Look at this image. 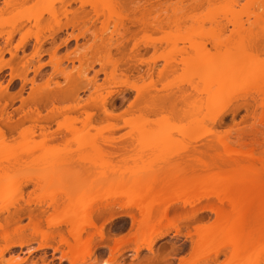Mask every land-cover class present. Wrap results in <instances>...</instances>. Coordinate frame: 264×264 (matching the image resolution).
Wrapping results in <instances>:
<instances>
[{"label": "rangeland", "instance_id": "374dc122", "mask_svg": "<svg viewBox=\"0 0 264 264\" xmlns=\"http://www.w3.org/2000/svg\"><path fill=\"white\" fill-rule=\"evenodd\" d=\"M49 1L25 0L21 2L17 0L14 1L18 2L16 5L13 3L11 7H5L4 12L0 13V49H2V51L0 50V91L3 92V95H0V109H5L1 115L3 121L8 119V121L14 120L13 122L20 123L11 134L9 131H7L8 134L5 131L4 136L0 135V191L8 190L0 193V208H7L0 212V223L6 217H15L22 207L27 210L33 209L36 212L41 210L43 219L40 232L49 236L59 234V236L62 235L68 239L67 232L71 229L69 222H72V225L84 223L90 216L91 210L96 207L95 204L104 205L107 203L105 201L110 200L109 202H111V199L116 196L127 197L128 199H121L123 203L138 202L140 199L139 188L152 187L159 180L172 184L190 178L187 174L186 164L173 160L172 154L182 153L184 148L198 147V145L201 146L213 140L215 138L213 133L227 130L232 123L238 124L247 115L244 110H241L232 117L230 112L238 103H251L252 98L259 97L258 92L264 91V51H260V53L252 51V46L256 43L262 48L264 47V0H234L235 3L233 0H210L202 4L197 0H156L155 9L151 10L152 14L142 13V15L147 21L153 17L158 26L156 27L157 23H155L154 30L142 31L144 28L136 35V41H141L140 44L148 43L155 46V50L141 51L140 59L145 60L154 56L157 58L155 71L166 66L168 68L156 83L157 90L155 92L145 88V84L134 77H124L121 74L115 75V73V77L109 76L108 65L111 64L106 63L108 69L106 66H102V63L105 64L108 58L105 57L104 50L98 47L100 41H92L93 37L99 36V29H101L98 25L99 22L95 24L98 25L95 26L96 29L92 28L96 30L97 34L92 37L88 33L90 31H86L87 35L84 33L83 26L81 28L76 26L74 29L70 26L64 28L67 22L71 21L73 17L71 15H74V13L67 15V10L71 12L83 10L93 16L91 9L95 7L102 22V19H105V13L108 17L110 13L107 14V11L110 9L109 11L112 12V8L104 4L105 1L98 4L99 1L94 0L96 5L93 0H78L84 3L81 6V3L76 0L77 2L71 4V8L67 7V10L61 9L62 4L57 3L54 5V11L56 10L54 15L49 13ZM92 4H94L93 7ZM3 7V0H0V9ZM129 7H125L128 18L131 14L140 17L141 13L139 12L142 11H134L132 7L133 12L129 10L132 12L129 14ZM120 9L117 11L119 12ZM123 9L120 11L121 15L119 14L121 17L127 16ZM58 10L60 12L66 10L61 14L65 13L67 17H64V14L59 16ZM32 12L35 15L30 16L29 14ZM39 12L41 18L39 15V17L36 16V13ZM117 13L114 14L118 16ZM120 16L118 17L120 18ZM225 16L228 21L232 22L233 19L234 22H239L242 26L235 24L237 26L232 27L233 24L230 25L227 20L225 21ZM110 19H112L111 22L109 21L110 24H114L116 18L111 17ZM250 24L252 25L250 26ZM111 25L107 27L108 31L109 29L112 31ZM17 26L20 27L18 31L12 35L10 41H6L8 35ZM236 27L239 31L246 30L244 35L247 34V36H244V39L240 36L236 37L237 32L233 33V29ZM249 30L250 33L253 32L252 35L248 33ZM83 33L86 36H81ZM90 33L93 34V32ZM106 35L108 34H104L103 37L106 38ZM24 37H26V41L23 42L24 47L22 44L17 46L19 48L15 47ZM101 67L106 70L100 71ZM170 67L172 68L170 69ZM140 68L146 69L145 66ZM59 70L70 78L66 77L68 78L66 79L60 75ZM223 76L231 78V85L224 90H218L217 81ZM93 78L94 83L90 81ZM89 81L90 86H86ZM134 83L139 85L138 88L141 87V97L136 102H134L136 92L133 91L134 89H129ZM57 86L66 90H79V99L71 98L72 100H63L64 102L48 103L39 109L41 116L45 118H36L34 113L29 112L31 108L34 110L29 99L36 93L43 96L48 91H57L59 90ZM110 93L114 94V97ZM223 93L231 95V98L225 101L226 105L215 106L214 99ZM118 94L123 95L124 99L121 100ZM105 98L107 100L105 108L121 115L120 118L108 117L107 119L104 116L101 103ZM176 98L179 101L175 104V110L172 112L163 111L155 114L148 112L150 107L157 106L161 101L170 99V102L174 103ZM21 99L24 101L20 102ZM23 103L24 105H22ZM74 106L82 108L75 110ZM63 107H67L68 110H59ZM56 108H59L58 111ZM88 115H90V119L87 118ZM47 116L50 119H47ZM216 116L221 117V127H214L211 123L212 118ZM32 118H36L37 121L32 122ZM21 122L23 123L21 124ZM247 123L246 125H250L252 121L249 120ZM34 124L35 128H33ZM1 125V129L5 128ZM59 126L67 129L58 128ZM112 126L119 128L112 130ZM42 127L46 128L42 130ZM32 130L33 133H31ZM44 131L51 133V136H56V138L62 139L63 137L65 139L66 137L69 142L66 144L64 142L66 139L61 140L62 144L63 142L66 144H63L64 146L59 144L60 141H57L58 143L56 141L43 143L42 132ZM123 136L126 139L119 141V144L115 142L116 147L123 146L126 141L131 143L137 152L141 145L152 149L151 153L146 150L145 153L143 151L144 155L141 154L144 163L141 164L143 161L141 155L139 156L135 151L129 153L133 159L135 158V161H121V156H118L119 158L116 156L117 159H115L116 157H110L114 159L106 157L105 154L116 152V149L112 150L104 143L112 138ZM195 141L198 143L195 144ZM219 151L222 152V149L219 148ZM148 153L151 155L150 157L147 156ZM152 154L153 156L160 154V158L163 155L164 158L169 155V159L166 157L159 160L163 162H158L157 159L160 158H157L156 155L153 158ZM137 155L141 162L139 158L136 160ZM170 155L173 159H170ZM195 177H204L214 182H225L232 188L239 189L233 199L239 204L246 220L242 234L244 236L251 235L257 230L262 235L258 240L252 242L256 245L255 248L258 246L257 249L247 248L248 245H252L251 243L245 244V248L235 250L240 252L243 249L242 253L247 251L246 254H243L244 257L241 252L238 254L239 257L242 256L239 258L242 261L236 260L227 264H253L257 257H259L257 258V262L259 259L258 264H264L263 259L260 260L261 256H259L264 253V171L257 164L244 162L236 169L231 167L211 169L203 174L197 173ZM197 183L200 186L207 185L203 180ZM61 190L69 194L63 199L55 198L54 203L51 204V197ZM127 190L128 193H126ZM134 190H137L136 194H134ZM129 192L131 193L129 194ZM120 198L115 199V202L116 200L119 202ZM66 199H68L69 206L66 204L67 206L64 208L65 205L62 207L61 203H67ZM72 200L74 202L71 203ZM203 204L198 205L197 208ZM57 205L64 208L63 210L71 208L75 211L74 216L66 219V223L64 222L63 225L56 224L61 214ZM115 208L121 209L117 206ZM77 210L79 212H76ZM125 210L127 209L122 208L118 213L125 214ZM86 211L90 212L89 215ZM76 213L79 214L76 215ZM199 217H205V222L208 223L214 221V216L206 211L199 214ZM27 223V217H23L20 224L26 225ZM47 223L49 226L54 223L56 227H47ZM165 224L167 226V223ZM130 225V219L122 217L105 224V227L103 226V231L108 233L111 231V235L119 237L126 235L123 239L124 243L126 239H129L125 244H122V241L121 245L119 244L120 247L119 245L115 247V251H110L104 244L102 246V242H100L101 246L98 245L101 239L95 237V241L93 239L89 243L90 245L87 246L89 248L85 249L83 254L81 251L78 252V247L73 246L71 238L68 239L70 243L59 244L60 237L58 235L54 239L52 237L46 240L49 248L39 249L41 237L44 235L38 234L33 238V236L30 237V230L28 232L26 230L22 234L24 236L22 238L15 235L7 242L0 240V264H146L147 259H155V263L152 264H193L199 259L201 252L208 251L209 248L212 252L218 250L220 246L221 251L229 248L230 243L228 245L227 238L232 234L230 231H226L217 238L207 236V242H205V240H201L204 238V233H202L200 240L204 244L202 243V247L199 243L201 247H198L197 251L199 252H194L195 256L191 252L190 238L184 228L179 229V233L176 234L174 229H168L161 224L156 225L157 229L154 227L153 230L148 231L144 229L138 231L135 226L130 230L132 227ZM45 227L47 228L45 229ZM85 228L90 231L88 230L90 228ZM141 231L143 232L142 236L140 235ZM190 231L192 232L191 229ZM159 232L166 234L162 239L152 244L151 251H148L146 245ZM130 233L131 235H127ZM81 235L83 240L86 235L85 233ZM98 238L99 241H97ZM195 238L192 236V239ZM10 242L20 243L23 246L12 247L4 252L3 248ZM171 244L177 246V252H171ZM236 246L234 248L230 246L228 251H232ZM241 246L239 244L238 247ZM52 247H56L58 251L54 252ZM91 250L93 251L91 252ZM60 251L66 254L62 260ZM210 251L206 254L209 255ZM224 251L218 257L217 262L209 263L226 264L227 258H224L226 254ZM202 255L205 254L202 253ZM111 258L113 261L110 260ZM243 260L245 261L243 262Z\"/></svg>", "mask_w": 264, "mask_h": 264}, {"label": "bare ground", "instance_id": "6f19581e", "mask_svg": "<svg viewBox=\"0 0 264 264\" xmlns=\"http://www.w3.org/2000/svg\"><path fill=\"white\" fill-rule=\"evenodd\" d=\"M14 1H17V0H3V6L4 7L0 9V13L4 12L3 9H5V7H7V8L11 7V5L13 3H15ZM18 1L23 2L25 0H18ZM77 1L76 0H67V1H65V0H50L49 1V8H48L49 13L50 14L53 13V15L56 13V10L54 11V5L57 3L62 4L61 9H66L67 7H70L71 4L76 3ZM96 1L97 2L99 1L98 4L105 1L104 4L108 5L109 8L113 9V10L111 9L112 12L109 11L110 9L107 11V14L110 13L108 17H106L107 15L105 13V16H104L105 19H102V22H101L100 21L101 19L99 18V16H100L99 12L96 11L95 7L92 8L94 6V4H92V7H91L92 8L91 10L93 11V16H92V14H89V12H85L83 10L82 11L78 10L79 12L78 11L77 12H71V11L66 9L68 11V13L66 12V10H64V11L61 10L62 12H66L67 15L69 13H74V15H71V16H73L72 17L73 19L71 18V21L69 20V22H67V25H65L64 28L66 29V28H68V26H70L72 29H74L76 26H77V28L78 27L81 28V26H83L84 29L83 28L82 29H83V31H85L84 33L86 35H87L88 31L93 32V34L88 32L90 34V36L92 37V35H97L96 30H94L92 28H95V26L97 27L98 25H100L101 29H99L100 30V32L98 33L99 36L93 37L94 40H92V41H100L98 47L101 48V50H104L105 57H107L109 59V61H107L108 59H106L105 64L102 63V66H104V67L106 66L107 69H108V67L110 68V72H109L110 75L109 76L115 77L114 76V73H115V75L121 74V76L123 75L124 77H126V76L134 77L135 79L142 82V84H145L144 85L145 88L150 89L151 91L155 92L157 90V88L155 86L156 83L161 79V77H163L164 73L166 72V70L168 68L166 66V67H163L162 69H160L158 71H155L157 58H155L154 56H151L145 60L140 59L141 51L148 52L150 49L155 50V46L153 44H148V43L140 44L141 41H136V35L138 34V32H140V30H142L144 28L145 29L142 31L155 29V23H157V22H155L153 20V17L151 18V20L147 21V19H145L144 15H142V13L143 14L144 13L152 14L151 12H153V11H151V10L155 9L154 4H155L156 0H96ZM107 1H109V3H107ZM197 1H199V3L202 4L204 2H209L210 0H197ZM78 2H80V1H78ZM235 2L236 1L233 0V3H235ZM17 3L18 2H16L14 5H16ZM80 3H81V6L84 4L83 2H80ZM93 3H95L97 5V3L94 2V0H93ZM110 4H112L113 6L112 5L110 6ZM128 4L129 5L132 4V5L129 7ZM126 5H128V6H126ZM125 7H129V9H128L129 14L132 11V7H133L134 11L135 10L136 11L137 10L142 11V12H139V13H141L142 16L140 15V17H139L138 15L136 16L135 14H131L129 16L130 18H128L127 9ZM140 7H142V8H140ZM98 8L99 7L97 6V10H98ZM115 8H117V9H115ZM120 8L125 9V10L124 9L123 10L126 11L127 16H124V17L120 16L121 15V13H120L121 9ZM139 8L142 10H140ZM80 9H81V7H80ZM119 9H120V11L118 12L117 10H119ZM129 10H131V11H129ZM99 11H101V10L99 9ZM148 11H150V12H148ZM34 12H36V11H34ZM62 12H60L59 16L64 14V17H67L65 15V13L61 14ZM114 13H117L118 16H120V18L117 15H115ZM43 14H44V12L42 13V15ZM101 14L103 16V13H101ZM111 14H113L114 16ZM29 15L31 16V15H35V14H33V12H32V14L30 13ZM36 16L39 18L42 17L40 12L36 13ZM55 17H58V16H55ZM111 17L116 18L115 23L112 25L110 24V22L112 21V19H110ZM140 19H142V20H140ZM143 19H145V20H143ZM226 20H227L228 24H230V25L233 24L232 27L240 24L239 22H237V23L234 22L233 19H232V22L228 21V19H226V16H225V21ZM103 21H104V23H103ZM106 21H107V23H105ZM96 22L97 23L99 22V24L95 25ZM143 22H146V23H143ZM102 24H103V26H102L103 28L101 27ZM235 24H237V25H235ZM110 25L112 27V31L110 29L108 31L107 27H109ZM240 25L242 26V24H240ZM251 25L252 24H250V26ZM157 26H158V23H157L156 27ZM19 28L20 27H18V26L16 28H14L13 32L8 35V38L6 41H10L12 35L16 31H18ZM147 28H149V29H147ZM237 28L238 27H236V29ZM91 29H92V31H91ZM236 29H233V33H234V31L237 32L236 37L240 36L241 38L244 39V36H245L244 32L246 30L245 31H243V30L239 31V29H237V30ZM242 31H243V33H240ZM106 32H108V33H106ZM250 32L251 31L249 30L248 33L252 35L253 32L252 33H250ZM84 33L81 36H84L85 35ZM104 34H108V35H106L107 37L105 36L106 38L103 37ZM246 36H247V34H246ZM240 37H239V39H240ZM134 38H135V40H134ZM24 41H26V37L21 38L19 40V44L17 43V45L15 47H17L21 44L23 46ZM101 41H105V42L102 43ZM252 47H253L252 51L254 53H258V52L260 53V51H262V52L264 51V47L262 48L257 43L254 44ZM17 48H19V47H17ZM0 50L2 51V49H0ZM4 51H6V50L4 49ZM37 51L38 50H36V52ZM37 53H39V52H37ZM10 54H11V52H10ZM66 61H68V59H66ZM69 61H70V59H69ZM106 63L111 64L110 66L112 67V70H111V67L109 65L107 67ZM141 66H145L146 69L142 70L140 68ZM102 68L103 67H101L100 71L106 70V69L104 70ZM171 68L172 67H170V69ZM60 71L61 70H59L60 75L64 76L65 78L68 77V75H64L63 71L62 72H60ZM116 71H119L120 73L116 72ZM96 73H95V76H97ZM100 73H102V72H100ZM103 74H104V72H103ZM105 75H106V72H105ZM95 76H94V78H96ZM68 78H70V77H68ZM68 78H66V79H68ZM94 78H93V80H90L93 83H94ZM90 81L86 84V86L87 85L90 86L89 85ZM143 81H144V83H143ZM230 82H231L230 77H227V76L221 77L220 80L217 81V86H218L217 89L218 90H224L225 88H228L231 85ZM92 84H91V86H92ZM135 84L136 83H134L132 88L129 87L130 90L134 89L133 91L136 92V97H135L134 102L139 100V98L141 97V95H140L141 87L138 88L139 85H137V84L135 85ZM57 87L59 90L48 91V92L45 91L46 93L44 92L45 94H43V96H40L37 93H36V95H33V97H31L29 99V102L32 103V105L34 106V110H32V108L31 109L29 108L30 109L29 112L34 113L36 115V118H41V117L45 118V117L41 116V114H40L39 109L41 107H45V105L48 103L51 104V103H54L56 101L62 102L63 100H69V99L72 100L71 98L77 99L79 97L78 96L79 90H77V89L76 90H73V89L72 90L71 89L66 90L60 86H57ZM21 89H23V88H21ZM138 89H140V90H138ZM80 90H82V89H80ZM150 90H149V92H150ZM18 93H17V95H18ZM258 94H259V97L258 98H252L251 103H249V102L238 103L234 107V109L230 112L231 116L233 117L239 111H241V110L245 111V113L247 115L244 118H242V120L238 124L232 123V125H230L227 130H225L223 132L213 133V135H215V138L213 140L207 142V143L202 144L201 145L202 147L198 145V147L194 146L191 148H186V149L184 148V151L182 153L176 152V153L172 154L174 159L170 155L171 156L170 159L172 158L173 160H176V162H183L186 164L187 174L190 178L183 180L180 183H172V184L167 183L164 180H159V182L152 187L139 188L138 194L140 196V199L138 202L135 201L136 203L135 202L134 203L124 202L125 203L124 204L122 201L123 200L122 198H127V197H123V196H119L121 198H120V201L118 202L117 198H119V197L116 196V198L113 197L114 201H113V199H111V202H109L110 200L105 201L108 204L107 203L104 205L103 204L102 205L95 204L96 207L93 206L94 208L92 210L90 209L91 213L88 211V213H90V216H88V219L86 218L87 220H85L84 223H81V224L78 223V224L72 225V222H69L70 223L69 226H71V229H70L71 231L69 230L67 232V236H69L68 239L69 238L72 239L73 246H76V248L78 247L77 248L79 250L78 252L81 251V253L83 254L84 253L83 251L85 249L89 248L87 246L90 245L89 243L92 242L95 237H99L101 239V241H99V238L97 239V241H99L98 245L101 246V244H102V246H103V244H104V246H106L108 249H110V251H115V247H117L119 244L121 245V242L123 241V239H125L126 235L125 236L123 235L122 237L115 235L116 236L115 237L114 235H111V231L108 230L109 233L105 232V230L103 231V228L105 227V224H107V223H111L112 221H114V220L116 221V219H119L122 217H127L130 219V223H131L130 226H132L130 230H132L133 227L135 226V227H137L138 231L143 230V229L145 231H148V230H153L154 227H156V225L158 226V224L165 226L166 225L165 223H167V226H165V227H168V229H170V228L174 229L176 234L179 233L178 232V231H180L179 229H181V228L186 229L187 230V236L190 238L191 252L192 253L199 252V251H197L198 247H201V246L203 247V244H204V242H202L201 240H203V241L205 240V242H207L206 241L207 236H210V238H211V236L217 238V236H219V235L221 236V233L226 232V231L227 232L230 231L232 234L229 235V238H227L228 239V245L230 243V246L232 248H234V246L237 245L236 247H238L239 244L241 246L244 243L243 244L244 247H242L243 245L241 247H238V248L235 247V249H233L232 251L229 252L228 249L230 248V246H229V248H227L228 246H225L227 249H225V251L224 250L223 251L226 252V254L225 253H224L225 255L222 254V255H224V258H227V261H225V263L227 264L228 262H233L236 260L242 261V259H239V258H242L241 255L246 254L247 251H246V253H242L241 251H243V249H241V251H240L241 257H239L238 254H240V252L239 251L236 252L235 250H237L239 248H245V244H247V245L250 243L252 244L253 241L258 240L262 235L260 234V231H257V230L251 235L244 236L242 234L243 233L242 231L246 225L245 224L246 220L244 217V213L242 212V209L239 207V204L237 203V201H235L233 199V196L237 195V193L239 192V189H237V188L234 189L231 186H229L228 184H226L225 182H214L213 180H208V179H205L204 177L203 178H197L195 176L197 175V173L203 174L207 170L218 169V168H222V167H231V168L236 169L241 164H243L244 162H251V164H257V165H259V168L264 171V91H260V92H258ZM0 95H3V92L1 93V91H0ZM110 95H112L114 97V94L110 93ZM110 95H108V96L110 97ZM118 95L120 96L121 100L124 99L123 95H121V94H118ZM16 97H18V96H16ZM230 98H231V95H228L227 93L225 95L223 93L221 95L216 96L213 103L217 107L222 106V105H226V104H224L225 101H227ZM22 100L23 99H21L20 102ZM75 101H77V100H75ZM106 101L107 100L105 98V99H103V101L101 103L102 109H103L102 112H103L104 116L107 117V119H108V117L109 118H116V119L120 118L121 115L115 114L113 111L105 108L104 105H106ZM178 101H179L178 98H176L174 100V103L170 102V99L161 101L160 103L157 104V106L150 107L148 109L149 110L148 112L154 113V114L157 112H163V111H168V112L171 111L172 112L173 110H175V104ZM108 103H110V102H108ZM22 105H24V103ZM79 106H74V109L76 110L77 108H82ZM68 108H70V107H68ZM57 109H59V108H56V110ZM61 109L62 110H65V109L68 110L67 107L60 108L59 110H61ZM112 109H113V107H112ZM56 110H55V112H56ZM4 111H5L4 108L0 109V122H1L0 124H2L5 127L3 129L0 128L1 129L0 135H3V136H4V134H6L7 131L10 132V133L7 132V134L8 133L11 134V132L16 130L18 125L20 124L18 122L17 123L13 122L14 120L12 122L10 120L8 121V119L3 121L1 114ZM52 111L54 112V110H51V112ZM90 115L92 116L93 114H90ZM90 115H88V117H87L88 119L91 118ZM36 118H32V122H36L37 121ZM46 118L50 119L48 116ZM220 118L221 117H217V116L212 118L211 123L214 127H221L222 120ZM47 119H44V120H47ZM249 120H251L252 123L250 125H246V124H248L247 121H249ZM86 121H88V120H86ZM22 123L23 122H21V124ZM8 124H9V126H8ZM35 126L36 125L34 124L33 128H35ZM46 127L48 128V126H46ZM46 127H44V128L42 127V130H44ZM60 127L61 126H59L58 128H60ZM61 128H63V127H61ZM118 128L119 127H117V126L111 127L112 130H117ZM63 129H67V128L65 127ZM33 132L34 131L32 130L31 133H33ZM32 135H34V134H32ZM42 135H43V140H42L43 143H45L46 141H48V142H52V141H56V142L58 141L59 142L60 141L59 144H62L61 142L64 141L65 139H66L64 141L65 143L69 142L66 137H65V139L63 137H62V139L56 138V136H51V133H48L46 131L42 132ZM52 135H55V134H52ZM123 139H126V137L123 136V137H119L116 139L112 138V139H110L104 143L105 146L111 147L112 150L116 149V152H113V153L110 152V154L108 152V154H105L106 157L109 156V158H110V157L121 156L122 157L120 159L121 161H125V162L129 161V160L135 161V158L133 159L132 156L129 155L130 152L135 151L131 143L125 141V144L123 146H121V147L115 146V142H118L117 144H119V141H121ZM64 142H63V144H65ZM196 142L197 141H195V144H196ZM219 148L222 149V152L219 151ZM146 150H148L150 153L152 152V149H148L147 147H144L142 145L139 148L138 152L137 151H135V152H137V154L140 156L141 154L144 155ZM143 151H144V153H143ZM138 155H137L136 160H138V158H139ZM143 155L140 156L143 160L142 162H141V159L139 158V161L141 162V164L145 162L143 157H142ZM155 155L153 156V154H152L153 158L155 157ZM147 156L150 157L151 155L149 154ZM168 156H166V157L169 159ZM117 157L115 159H117ZM156 157L160 158V154L156 155ZM165 158L163 155L162 158L157 159V160H158V162H163V161H159V160H163ZM110 159H114V158H110ZM112 162H111V164H112ZM137 164H139V162ZM142 166H144V165H142ZM200 180H203L205 182V184H207V185L200 186V184L197 183ZM7 191L8 190H3V191H0V193L7 192ZM62 191L63 190L57 192L54 195V197H51V201H50L51 204L54 203L55 198H62L63 199L65 196H67L69 194V193L67 194L66 192H64V191L62 192ZM134 191H135L134 194H136L137 190H134ZM71 193H72V191H71ZM126 193H128V190ZM130 193L131 192H129V194ZM128 196H130V195H128ZM131 196L133 197V195H131ZM72 198L74 199V196ZM68 199L71 200L70 198H68ZM68 199H66L67 203H61V204H63L62 207H64V205H65L64 208H66V206H67L66 204H68ZM115 199H117L116 200L117 205H116ZM72 202H74V200H72L71 203ZM202 203H204V204L197 208V206L201 205ZM99 204H101V203H99ZM118 204H119V206H118ZM115 205L119 208L121 207V209L126 208L128 211L125 210V214H123V213L120 214V213H118V211H121V209L118 210L117 208H115L116 207ZM57 206H58V208H59L58 210H60L61 214H60L59 220L56 224L57 225H60V224L63 225V223L65 222L66 219H68V218L70 219L71 216H74L75 211L71 210V208L67 209V210H63L64 208H62V207L60 208V205H57ZM68 206H69V204H68ZM2 209L5 210L7 208L6 207L0 208V212L2 211ZM61 209L64 211L63 213H62ZM115 209L118 211L115 212L116 211ZM40 211L36 212V211H33V209L27 210L26 208L22 207L21 210L19 209V211L17 213L18 215L16 214L15 217H12V216L11 217L8 216L9 218L6 217V219H4L2 223H0V240H2V241L4 240L7 242V240H9L10 238L12 239V236L14 237L15 235L22 238V237H24L22 234H24V232L26 230H27V232L30 230L29 231L30 237L33 236V238H34V236H37L38 234L44 235V237L43 236L41 237L42 241L39 244V247H38L39 249L49 248V244H46V240L49 238H52V237L54 239V237L57 235L59 236V234H57V235L51 234V236H49L46 233H43L42 231L40 232V230H41L40 226H41L42 219H43L42 218L43 212L42 211L40 212ZM205 211L209 212L210 214H212L214 216L213 222H211V223L205 222V217L204 218L199 217V214H201L202 212H205ZM76 212H79V211L77 210ZM86 213H87V211H86ZM88 213H87V215H89ZM114 213H118V214H114ZM78 214L79 213H76V215H78ZM87 215H85V216H87ZM23 217L24 218L27 217V219H28V223L26 225L20 224L21 220H23ZM72 219H73V217H72ZM162 222H164V223H162ZM56 224L53 223V225L49 226V224L47 223L46 226L52 228V226L56 227ZM161 225H159V226H161ZM47 227H45V229ZM85 227L90 228V229H88L90 231H87V229ZM155 229H157V227ZM190 229L192 230V232L190 231ZM234 229H237V230H234ZM135 231H137V230H135ZM104 232H105V234L106 233H108V234L105 235ZM82 233H85V235H86L83 240L81 239ZM202 233H204V238L200 240V238L203 235ZM62 234H64V233H62ZM141 234H143L142 231H141L140 235ZM165 234H166L165 232H159L157 235H155L154 238L151 239V241L146 245V247H147L146 249L148 251H151L152 244L157 242L159 239H162L165 236ZM45 235H47V236H45ZM127 235H131V233L127 234ZM135 235L137 236V234H135ZM195 235L197 236L196 238H195ZM200 235H201V237H200ZM192 236H194L195 239H192ZM59 237H60V240H58L59 244L70 243L66 237H63L62 235ZM216 238H212V239H216ZM128 240L129 239H126L125 243ZM94 241H95V239H94ZM78 242H79V244H77ZM100 242H102V243L100 244ZM125 243L123 241L122 244H125ZM199 243L201 244V246H199L200 245ZM110 244H111V246H110ZM205 244H207V243H205ZM120 245H119V247H120ZM16 246L22 247L23 245L20 243L17 244V243L10 242L3 248V250L5 252L7 250H10V248L16 247ZM255 246L256 245L252 244L250 246L248 245L247 248H249V247L255 248ZM257 247L255 249H257ZM68 248H71V247H68ZM96 248H98V247H96ZM214 248H212V249H214ZM217 248H218V246H217ZM219 248H221V246ZM219 248H218V250H215L213 252L210 251L211 248H209L208 251H203V252H201V254L199 253L200 254L199 259H197V261H195L193 264H201V263L210 264V263H212L211 261L217 262L218 257L223 252V251H221L222 249L220 250ZM259 248H260V246H259ZM52 249L54 252L58 251V249L56 247H52ZM177 249L178 248L176 245H174V244L170 245L171 252L175 253V252H177ZM204 250H206V249H204ZM92 251L93 250H91V252ZM209 251L211 254L210 253H209V255L206 254ZM220 251H221V253H220ZM244 251H245V249H244ZM260 251L262 252V250H260ZM255 252H257V251L255 250ZM89 253H90V250H89ZM202 253H204L205 255H202ZM259 254H261V253H259ZM262 254L263 255H259V256H261L260 260L263 259V261H264V253H262ZM60 255H61V257H60L61 260L66 257V254L63 251H60ZM195 256H196V254H195ZM244 256L245 255H243V257ZM257 258H259V257H257ZM257 258L255 259L253 264L259 263V259L257 262ZM110 260L113 261V258H111ZM152 260L153 259H147L146 264H152L155 259L153 261ZM244 261L245 260H243V262ZM263 261H260V262L262 263Z\"/></svg>", "mask_w": 264, "mask_h": 264}]
</instances>
